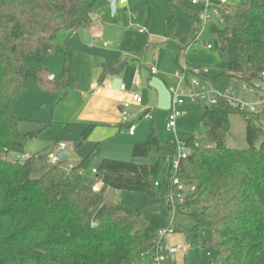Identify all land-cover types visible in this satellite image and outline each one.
Masks as SVG:
<instances>
[{
  "label": "trees",
  "instance_id": "obj_1",
  "mask_svg": "<svg viewBox=\"0 0 264 264\" xmlns=\"http://www.w3.org/2000/svg\"><path fill=\"white\" fill-rule=\"evenodd\" d=\"M98 1L0 0V264H135L149 250L155 230L142 221L138 209L105 203V189L155 198L160 213L171 219L170 195L183 194L179 185L188 190L181 200L175 197V210L191 216L192 231L206 233L200 245L209 256L200 264H264V109L247 114L205 107L200 117L203 139L213 147H200L203 139H188L183 143L191 152L180 159L175 140L161 142L151 133L132 147L134 159L152 153L149 163L103 159L93 180L83 186L68 175L57 180L56 166L33 179L34 157L9 158L23 153L26 135L37 134L22 135L15 115L27 79L61 98L66 95L67 77L50 79L43 58L58 47L54 37L59 31L72 35L88 28ZM167 7L166 38L185 49L188 38L174 30V12L198 24L200 8L184 0H167ZM220 13L223 23L211 24L209 30L216 34L227 75L248 84L258 80L264 72V0L229 4ZM33 54L40 67L26 71L24 59ZM126 63L106 60L99 79L120 73ZM234 113L246 124L245 149L225 142ZM90 131L89 125L83 136ZM96 182L102 184L99 190L94 189Z\"/></svg>",
  "mask_w": 264,
  "mask_h": 264
},
{
  "label": "rangeland",
  "instance_id": "obj_2",
  "mask_svg": "<svg viewBox=\"0 0 264 264\" xmlns=\"http://www.w3.org/2000/svg\"><path fill=\"white\" fill-rule=\"evenodd\" d=\"M243 0H229L239 4ZM190 6L189 0H184ZM102 8L99 19L92 18L93 25L100 27V34L91 35L79 28L72 35L62 30L54 37L56 49L48 52L43 58V67L50 79L67 77V93L61 98L60 93L41 89L33 79H27L24 93L15 105V115L20 120L18 130L22 135L35 131L33 137L25 136L22 151L28 155H38L31 171V178H38L50 165L46 155L55 151V145H65L66 159L56 166V179L67 176V164L78 166L69 174L70 180L78 185L88 184L103 159H117L149 163L152 153L147 158L134 159L132 147L141 142L145 136L154 133L161 142L188 139L201 140L204 128L200 117L204 108L215 109L206 104L186 103L178 107L180 112L174 132H167L165 123L171 98L167 88L178 81L181 69L196 67L201 75L217 80L219 85L232 87L237 93L241 83L227 75L226 64L218 52L217 37L209 30L211 24L221 26L216 18L209 21L200 20L194 26L189 17L180 11L173 15L174 30L184 33L192 45L184 53L175 40H167L165 23L168 19L167 0H128L124 5L117 0L116 12L112 16L107 8ZM99 5L94 9L98 14ZM140 29L145 33L141 34ZM205 44L211 46L206 48ZM132 59V63L117 74L107 75L105 88H98L100 67L107 59ZM130 61V62H131ZM40 67L37 54L24 59V69L33 70ZM150 67L156 75H150ZM125 85L130 93L133 85L143 103L133 106L136 113L133 121L135 135L130 137L127 127L121 121L118 106L129 96L120 99L119 87ZM102 87V86H101ZM95 89V91H94ZM126 95V93H123ZM154 108L152 118L141 117L144 111ZM264 109V105L262 106ZM91 131L84 137L87 126ZM261 128L264 133V115L261 117ZM262 137L255 142L259 145ZM227 147L245 149L246 124L238 114L229 115V129L225 138ZM43 158V159H42ZM183 195L188 188L178 186ZM105 203L124 204L131 209H138L144 223L154 230L172 227L175 243L185 246L186 251L175 256L171 264H200L207 258L209 250L200 245L206 237L204 231L194 232V221L188 214L175 211L171 219L160 213L161 205L157 199L144 194L119 193L110 188L104 191ZM152 253L140 257L135 264H151Z\"/></svg>",
  "mask_w": 264,
  "mask_h": 264
},
{
  "label": "built area",
  "instance_id": "obj_3",
  "mask_svg": "<svg viewBox=\"0 0 264 264\" xmlns=\"http://www.w3.org/2000/svg\"><path fill=\"white\" fill-rule=\"evenodd\" d=\"M126 0H120L125 2ZM192 6L200 8V19L202 21H209L213 17L217 19L219 24L223 23V18L220 13V9L229 5L228 0H189ZM140 32H145L144 29H140ZM192 41H189L184 53L190 48ZM206 48H211L210 45L206 44ZM150 73L156 74L154 68H150ZM241 86L237 93L232 87L219 85L218 83L212 82L211 79L201 75L200 69L196 67H185L181 69L178 75V81L175 85L167 88L170 98L171 106L168 110L167 120L165 123V129L167 132H174L176 126V120L180 115L177 110L179 106L186 103L189 104H206L207 106H214L215 108H231L247 114H255L261 111L264 105V72L260 75L258 80L251 83L240 82ZM120 90L126 89L125 85H120ZM142 102L141 96L135 92H130L129 99L125 100L121 104L120 115L121 121L127 126V132L129 135H133L136 126L133 123V113L131 112V105H139ZM144 118H152L151 113H145ZM176 141V140H175ZM177 143V158L185 159L191 152V147L186 146L183 142L176 141ZM198 145L197 142L194 143ZM65 145L62 142H58L55 146V151L49 152L45 160L50 166H55L61 161L57 157V153L63 151ZM34 157L36 160L39 159L38 155H28L26 153L21 154H9V158L12 160H27ZM176 162H174L175 164ZM77 170V166L73 164H67L66 171L67 175ZM92 173H96L95 169H92ZM157 185V183H154ZM182 195L177 193L175 197L181 200ZM174 195H170V201L172 204V211H175L174 207ZM175 233L172 227L155 230L151 239V246L147 252L140 255L143 257L149 252L152 253L151 264H169L174 261L175 256L182 250L183 246L180 244H170L168 237ZM209 256V253H207ZM143 264V263H141Z\"/></svg>",
  "mask_w": 264,
  "mask_h": 264
},
{
  "label": "crops",
  "instance_id": "obj_4",
  "mask_svg": "<svg viewBox=\"0 0 264 264\" xmlns=\"http://www.w3.org/2000/svg\"><path fill=\"white\" fill-rule=\"evenodd\" d=\"M107 0H99L97 3H96V5H95V7L97 6V5H99V12H98V14H96V15H93V16H95V18L96 19H99V17H100V13H101V11H102V8L101 7H103V8H107L109 11H110V7H109V5L107 4V2H106ZM229 1V0H228ZM118 2H119V4H121V5H124V4H126L127 2H128V0H126L125 2H120V0H118ZM229 4H235V3H231V2H229ZM116 5H117V0H116ZM190 6L191 7H194V8H197V7H195V6H192L191 4H190ZM95 9V8H94ZM116 12V11H115ZM110 14H111V11H110ZM115 14V13H114ZM113 16V15H112ZM92 18H94V17H92ZM201 19H200V15H199V21H200ZM199 23V22H198ZM194 24V26H197V24H195V23H193ZM100 27H98V26H94L93 25V20L91 21V23H90V25L88 26V28H84V31L85 32H87L88 34H91V35H98V34H100ZM139 32H140V30H139ZM141 33V32H140ZM143 33H145V32H143ZM143 33H141V34H143ZM206 45V44H205ZM206 47V46H205ZM107 60H112V59H107ZM116 60H125L127 63H126V65H125V67L127 66V65H129L130 63H132V59H116ZM116 60H113V61H116ZM131 61V62H130ZM105 61H103L102 63H104ZM102 65V64H101ZM151 68V67H150ZM100 73H101V67H100ZM149 73H150V69H149ZM110 75H114V74H110ZM150 75L152 76V74L150 73ZM154 75H156V74H153V76ZM105 78V77H104ZM104 78L102 79V80H98L99 82H98V86H97V90H98V88H105L106 86L108 87V85H106V84H103L104 83ZM102 86V87H101ZM94 91H95V89H94ZM132 91H135V92H137V87H136V85H133L132 87H131V89H130V92H132ZM123 93H126V95L125 94H123ZM138 93V92H137ZM119 94H120V99H118V101L119 100H121V99H124L125 97H127V96H129L130 97V93L129 92H126V89L124 90V91H122V90H120V88H119ZM143 103V101L141 102V104ZM141 104H139V105H136V104H132L131 105V107H130V109L133 107V106H140ZM121 105H119L118 106V110H119V107H120ZM120 111V110H119ZM131 112L133 113V118L136 116V113L134 112V111H132V109H131ZM145 113H151L152 115H153V113H154V108L153 109H151V110H147L146 109V111H144L143 112V114L141 115V117H143V115L145 114ZM133 118H132V121H133ZM133 123H134V121H133ZM125 125V124H124ZM126 126V125H125ZM127 127V126H126ZM129 135V134H128ZM135 135V132H134V134L133 135H129L130 137H133ZM149 135V134H148ZM146 137V136H145ZM135 144V143H134ZM56 146V145H55ZM43 159V158H42ZM62 162V161H61ZM77 167H79V165L77 166ZM94 169V168H93ZM91 173H92V170H91ZM92 174H94V173H92ZM69 176V175H68ZM91 180H93V179H91ZM102 187V184H101V182H96L95 184H94V189L95 190H99L100 188ZM175 235V233H173L172 235H170L169 237H168V242L170 243V244H177V243H175V242H173L174 241V238H173V236ZM180 244V243H179ZM183 246V245H182ZM184 251H186V248H185V246H183V248H182V250H180L179 251V253H182V252H184ZM178 253V254H179ZM171 263H173V262H170L169 264H171Z\"/></svg>",
  "mask_w": 264,
  "mask_h": 264
},
{
  "label": "water",
  "instance_id": "obj_5",
  "mask_svg": "<svg viewBox=\"0 0 264 264\" xmlns=\"http://www.w3.org/2000/svg\"><path fill=\"white\" fill-rule=\"evenodd\" d=\"M107 4L110 7V11H111V15H114L115 11H116V0H107L106 1ZM121 109V107H119V110ZM214 143L209 141L208 139H203L200 142V147L202 148H209V147H213ZM57 157L59 158L60 161H64L66 159V153L65 151H60L57 153Z\"/></svg>",
  "mask_w": 264,
  "mask_h": 264
}]
</instances>
